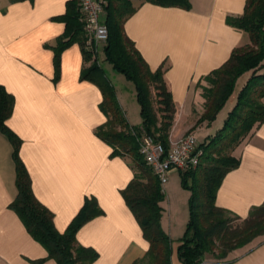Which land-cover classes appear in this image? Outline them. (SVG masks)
<instances>
[{
	"label": "crops",
	"instance_id": "obj_1",
	"mask_svg": "<svg viewBox=\"0 0 264 264\" xmlns=\"http://www.w3.org/2000/svg\"><path fill=\"white\" fill-rule=\"evenodd\" d=\"M69 1L0 0V84L15 97L7 124L22 140L20 156L32 177L33 190L53 211L57 228L65 231L86 199L95 197L103 213L77 233L80 244L99 253L91 264H134L149 248L122 193L134 178V164L128 157L112 155L113 148L96 134L106 121L100 108L103 95L95 83L81 78L90 63L78 41L61 52L57 74L54 48L66 30L61 16ZM190 1L191 8L184 9L134 0L138 8L126 21L125 30L150 67L164 69L177 105L170 139L199 131L205 133V139H200L204 142L223 124L252 72L238 79L215 121L195 127L203 111L198 83L224 64L235 47L249 43L250 36L227 22L228 16L244 12L246 0ZM101 47L98 60L115 85L130 123L140 125L142 116L136 123L131 121L123 102L124 90V95L129 92L137 97L136 85L122 78L125 74L106 60ZM216 123L215 133L209 132ZM13 150L11 140L0 130V264H59L55 259L38 262L48 255L47 249L10 208L18 194ZM234 154L240 164L224 177L217 204L244 218L264 202V123L254 128ZM167 185L163 186L162 225L174 239L171 264H184L178 247L190 217L189 199L186 213L175 219ZM203 264H264V237L234 250L227 261L207 255Z\"/></svg>",
	"mask_w": 264,
	"mask_h": 264
},
{
	"label": "trees",
	"instance_id": "obj_2",
	"mask_svg": "<svg viewBox=\"0 0 264 264\" xmlns=\"http://www.w3.org/2000/svg\"><path fill=\"white\" fill-rule=\"evenodd\" d=\"M143 1L191 8L190 0ZM79 2L70 0L66 13L61 16L66 22V30L54 48L57 74L61 52L78 41L85 61L90 63L83 69L81 78L95 83L103 95L100 108L106 121L96 128V134L113 148L112 155L128 157L134 164V178L122 193L149 241L146 254L134 264H171L174 239L162 225L164 188L145 161L140 146L142 137L151 135L168 149L177 105L164 69L153 70L126 33L125 23L138 8L134 0H106L104 21L109 27V38L103 48L106 60L135 83L141 106L142 123H130L115 85L99 62L94 46L89 43ZM227 22L248 32L250 42L235 47L224 64L203 78L208 85L202 86L203 111L195 127L215 121L234 93L238 79L247 71L252 74L240 89L223 126L202 142L204 153L198 167L181 172L184 187L191 191L190 217L178 247L179 258L184 264H203L207 255L227 261L234 250L264 237V202L252 207L244 218L217 204V192L224 177L240 164L234 150L255 127L264 123V0H246L244 12L228 16ZM14 105L15 97L0 84V130L13 144L17 172L18 194L10 208L19 215L35 240L47 249L48 255L38 262L55 259L59 264H91L99 253L93 247L80 244L77 233L103 210L95 197H89L65 231L57 228L53 211L33 190L32 177L20 156L22 140L7 124Z\"/></svg>",
	"mask_w": 264,
	"mask_h": 264
},
{
	"label": "built area",
	"instance_id": "obj_3",
	"mask_svg": "<svg viewBox=\"0 0 264 264\" xmlns=\"http://www.w3.org/2000/svg\"><path fill=\"white\" fill-rule=\"evenodd\" d=\"M105 3L106 0H80L85 31L96 53L109 38V27L104 21ZM201 144L202 141L192 132L174 141L170 139L168 149L154 136L145 135L141 140L140 151L164 186L173 170L186 172L198 167L204 153Z\"/></svg>",
	"mask_w": 264,
	"mask_h": 264
},
{
	"label": "rangeland",
	"instance_id": "obj_4",
	"mask_svg": "<svg viewBox=\"0 0 264 264\" xmlns=\"http://www.w3.org/2000/svg\"><path fill=\"white\" fill-rule=\"evenodd\" d=\"M95 51H96V49H95ZM101 51H102V47H101ZM97 54H98V52H97ZM123 76L124 77H122V78H124V80H129L125 77V75H123ZM119 85L121 87L120 89L123 90V88L121 86L122 84L119 83ZM200 85L201 86H198V88H200L201 92H203L202 86L208 85V82L205 79H203L201 81ZM123 92L125 93V90ZM124 93H123V102H124V104L125 103L127 104V106H125V107L128 110L129 116L131 117V121H135V123H136V121H138V119H140V117H141L138 99L136 96L133 95V93L127 92V94H125V95H124ZM220 122H221V119L218 121V123H220ZM218 123L214 124V126L212 125L210 127L212 129L209 130V132L215 133V129L218 127ZM222 126H223V124H221L219 127H222ZM188 133H190V132H188ZM188 133H186V134H188ZM192 133L196 134L199 140L200 139L204 140L206 137L204 132L197 131V133H195L192 131ZM173 171H172L173 173L171 172L172 174L170 173V175H169L170 181H169L168 185L166 183L168 188L170 187V189H171V190H169L170 194L167 197H168V201L170 199V201L172 203V209L174 210L175 217H176L175 219H178L179 216H182L183 213L184 214L186 213L185 212L186 200L189 199V195H191V191L188 188L184 187V185L182 183L181 172H179L178 170H173ZM187 208H188V205H187Z\"/></svg>",
	"mask_w": 264,
	"mask_h": 264
}]
</instances>
